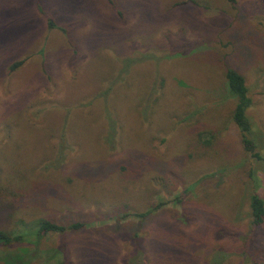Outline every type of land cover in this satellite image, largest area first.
I'll list each match as a JSON object with an SVG mask.
<instances>
[{
	"label": "rangeland",
	"instance_id": "374dc122",
	"mask_svg": "<svg viewBox=\"0 0 264 264\" xmlns=\"http://www.w3.org/2000/svg\"><path fill=\"white\" fill-rule=\"evenodd\" d=\"M226 68L264 162V0H0V229L84 224L0 245V264H122L134 232L144 264H264V166Z\"/></svg>",
	"mask_w": 264,
	"mask_h": 264
},
{
	"label": "trees",
	"instance_id": "16d2710c",
	"mask_svg": "<svg viewBox=\"0 0 264 264\" xmlns=\"http://www.w3.org/2000/svg\"><path fill=\"white\" fill-rule=\"evenodd\" d=\"M229 4L236 3L237 0H225ZM47 27L52 29L54 27V23L52 21L47 22ZM22 62H15L10 65L9 70H15L18 68ZM127 68V65H125ZM224 85L226 89V93L229 97L234 100L233 109L231 111L230 119L234 124L235 128L238 131L240 143L242 144L243 151L248 154L251 158H254L258 163L264 162L262 159L254 152L256 148V142L258 141L255 137L254 132L252 131V124L249 117L246 115V111L250 106V99L247 95V88L244 83L243 77L236 72L232 68H226L224 72ZM108 114V113H106ZM110 114H112L110 112ZM106 120H109L110 117L106 115ZM109 123V122H108ZM110 124V123H109ZM106 134L109 136V140L107 136H104V143L107 144V148L109 151H115L117 142V130L115 128L112 129V125L110 124L107 129H105ZM59 156V158H57ZM55 159L59 164L61 161V155L59 154ZM54 162V161H53ZM113 170H118L123 172L124 170L130 171L129 167L119 166L114 168ZM113 172V171H111ZM122 177H126L127 175L121 174ZM248 209H249V217L250 223L253 226H259L264 224V201L255 193L249 195L248 198ZM157 210L156 207L150 209L146 212L142 213H134L132 217L136 219H142L153 211ZM128 215H122V218H126ZM32 227L27 232L21 234L12 235L8 233V231L0 229V245L8 246L10 244H17L22 242H29V238L39 239L48 233H56L60 234L65 232L66 230L76 231L83 227V223L76 222L67 226L56 224L55 222L49 221L47 219H38L35 220L32 224ZM28 236V238H27ZM126 240L129 242L130 249L125 253L124 257H122V264H144L145 256L142 251V240L143 236H139L138 233L134 232L131 237H126ZM105 257L104 259L108 264H112Z\"/></svg>",
	"mask_w": 264,
	"mask_h": 264
}]
</instances>
